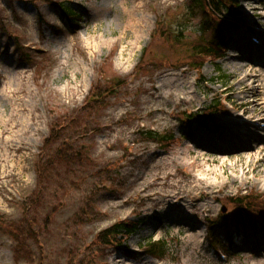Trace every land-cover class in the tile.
<instances>
[{"label":"rangeland","instance_id":"obj_1","mask_svg":"<svg viewBox=\"0 0 264 264\" xmlns=\"http://www.w3.org/2000/svg\"><path fill=\"white\" fill-rule=\"evenodd\" d=\"M49 1L0 0V223L23 231L19 245L2 225L0 264H264V226L244 234L231 217L236 197H264V0L242 1L203 70L220 19L193 0ZM220 100L226 115L207 116ZM126 221L140 224L128 251L90 248Z\"/></svg>","mask_w":264,"mask_h":264},{"label":"trees","instance_id":"obj_2","mask_svg":"<svg viewBox=\"0 0 264 264\" xmlns=\"http://www.w3.org/2000/svg\"><path fill=\"white\" fill-rule=\"evenodd\" d=\"M241 0H193L192 6L195 8H200L204 12H209L212 14V17L215 18L218 14H225L229 13L230 15H237L238 14V7L240 5ZM47 2L50 4H54L52 1L47 0ZM58 8L60 10L61 16L66 17L68 19V24L73 26V24L77 25L78 20L82 19V16H80L79 13L76 12L74 8L69 6L68 4L61 3L58 5ZM208 10V11H207ZM218 22V30L217 34L213 37L212 40H207V42L204 43V45L200 46V48L196 52L195 56V62L196 69L201 70L203 68V65L210 59L213 62L218 61L223 55V52L225 51L227 44L225 43V31L228 29L229 22H221L220 20ZM222 105L220 103H215L210 108H214L210 114L219 113L221 110ZM220 107V108H218ZM202 117L198 116L196 114H190L189 121H201ZM189 131V125L187 126ZM187 129V128H186ZM144 140H148L153 142L154 144H158L161 147H167L170 146V144L174 143L176 141V136L174 134L170 135H160L149 132H145L142 134ZM58 137V134L53 136V139H56ZM69 160V159H68ZM103 172V171H102ZM100 172L99 174H102ZM109 178V177H108ZM106 180H108L106 178ZM232 204L234 205L235 213L231 216L233 222V225L236 229H240L239 226H245L243 230L245 231L248 229L249 226H252L255 224L254 221L257 223H264L263 217H258L259 212H264V198L257 195L254 192H250L246 196H240L236 197V199L232 200ZM87 211V208H86ZM91 211V212H90ZM94 211L92 209L89 210V216L93 217ZM2 218H0L1 220ZM7 225V233L12 237L13 240L19 245L22 240H20V233L23 232L21 229V226L13 223L5 222L3 219V222L0 223V229L2 228V225ZM217 224V222H215ZM214 225V223L212 224ZM138 228V224L132 223L131 221L126 222H118L112 225L111 227L106 228L105 230L98 232L96 235H94V240L92 244L90 245V248H94V246L97 248V250L106 251L109 247H115L120 248L123 246V242L125 241V238L130 236L132 233L136 231ZM152 251L153 249H158V255L162 256L164 254V245L160 242H151L150 243ZM163 246V247H162ZM161 247V249H160ZM151 251V252H152ZM19 250L17 249L15 252V256L17 259V255H19ZM92 256V255H90ZM86 257H84L77 263V264H92L93 259L89 258L90 261L86 262Z\"/></svg>","mask_w":264,"mask_h":264},{"label":"bare ground","instance_id":"obj_3","mask_svg":"<svg viewBox=\"0 0 264 264\" xmlns=\"http://www.w3.org/2000/svg\"><path fill=\"white\" fill-rule=\"evenodd\" d=\"M126 15H129L130 16V14H129V12H128V10H125V12H124ZM140 20L141 19H139L138 20V22L136 23V21H133V19H131V16L129 17V20H128V22H126V29L127 28H129V27H132L133 25H137V27H140ZM137 35V34H136ZM240 76V75H239ZM249 78V76L248 75H243L242 77H241V80H240V84H246L247 83V81L249 80L248 79ZM245 109H247L246 107H244ZM248 110V109H247ZM249 111V110H248ZM246 113V110H244V114ZM247 120H248V118H247ZM238 124H240L241 125V123H238ZM233 137H231V139H232ZM237 138V137H236ZM243 139H241V138H239V141H242ZM251 155V153H249L248 152V150H245V152H243V154H242V156L243 157H249ZM225 157H227L226 155H225Z\"/></svg>","mask_w":264,"mask_h":264}]
</instances>
